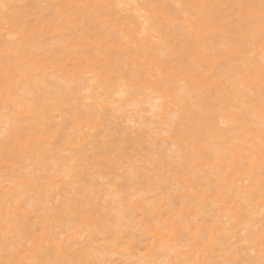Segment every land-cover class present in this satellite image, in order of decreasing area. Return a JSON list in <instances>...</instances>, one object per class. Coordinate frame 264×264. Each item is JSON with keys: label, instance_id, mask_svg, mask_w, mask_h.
Masks as SVG:
<instances>
[{"label": "bare ground", "instance_id": "bare-ground-1", "mask_svg": "<svg viewBox=\"0 0 264 264\" xmlns=\"http://www.w3.org/2000/svg\"><path fill=\"white\" fill-rule=\"evenodd\" d=\"M14 5H23L15 11L23 26L35 33L32 42V54L30 64L38 65L39 82L46 84L45 92L53 95L60 93L62 85L60 81V69L62 63H71L78 66L95 67L100 70L94 74V79L104 82L102 91L104 100L98 101L91 109L95 118L85 117L76 119L77 109L68 106L66 111L56 115L48 113V121L45 123L39 118L25 123L22 127L31 129L40 127L44 131L47 127L55 125L51 134L45 132L46 143L55 144L58 147L71 148L75 151L78 147H84L91 154L93 160H97L96 152L107 143L108 148H115L120 159L135 162L143 160L146 167H154L160 178L155 179L150 187L129 185L125 179L126 173L122 171V165H111L104 161L105 179H111L112 185H120L126 197L137 196L141 202H132L136 209L135 214L125 211L122 216L121 205L113 204L111 200L105 205L104 200L97 202L93 198L97 186L94 185V177L91 170L83 175L80 183L76 185L69 195L60 192L57 197L61 199V205L57 209L55 201L51 199L52 193H46L42 200L39 192L29 194L28 201L24 203L20 212L23 218V236L18 239L17 246L27 248L28 240L40 238L46 242L47 235L56 231L67 233L66 240L72 241V247L64 249L59 256L43 254V259L55 258L60 261L73 259L79 260L83 248L78 247L91 237H97V244L102 248L107 258L120 264L121 260L132 259L140 256L141 249H150L152 243L149 239L155 232L154 225L164 223L160 213H168V223L175 229L177 235L183 234L189 240H195V233L207 230L208 236L219 240L215 251H210L207 256H200V260L221 259L226 256L225 249L232 247V241L237 240L236 247L241 249L238 256L228 258L247 260L259 259V249L249 248L240 240L244 231L246 214L251 211L252 219L259 221L261 201V177L259 168L251 177L245 175L247 169L240 166L242 153L236 151L235 146L225 137L231 136V125L227 118L221 123L223 99L227 97L229 90L225 88L226 80L221 73L225 71L219 65L224 57L219 55L224 50L226 43H230V32L227 26L228 13L224 9L216 13L218 20L213 30L215 35H209L206 43L210 49L207 53H201L198 49L202 46L198 36L188 38L187 34L174 25H170V19H182L170 17L168 11L176 4L199 5L203 3L229 4L235 0H6ZM157 4L161 5L157 18L149 24V35L141 38L139 33L143 31L140 19H126L124 10L115 7L100 10L83 9L73 16H64L63 22H58L46 13H54V9L43 8L44 5H117V4ZM135 11V10H132ZM191 13L194 8L185 9ZM71 19V24L68 23ZM16 21L14 20L13 23ZM155 29L162 35L164 42L156 43L151 32ZM3 28L0 27V34ZM117 32H124L130 36V44L109 43L107 37ZM179 46V47H177ZM182 49V52L180 51ZM2 53V48H0ZM213 53H217L213 55ZM183 57H188L184 65L189 70L180 74L177 81L184 80L187 83L178 89L161 86L159 81H154L153 92H160L162 96L180 95L181 100H165L162 111H153L156 107L157 96L149 98L148 86L143 85L142 79H134L132 74L138 73L141 78L147 79L152 75L150 71L154 65L172 67ZM22 67V71L35 74V69ZM56 69L55 72L47 71ZM5 74V61L0 54V86H2ZM126 81L132 91L120 97L117 92L120 82ZM26 83H28L26 81ZM33 86L36 84L32 80ZM85 90L91 87L94 95L101 93V88L93 80L82 81ZM110 85V86H109ZM144 87L143 93H138L136 88ZM259 89L257 88V93ZM26 99V98H25ZM75 99V97L73 98ZM220 101V103H218ZM151 104V106H150ZM116 109V110H114ZM59 111V109H57ZM86 111L83 107L80 112ZM215 118L211 125L210 116ZM3 104L0 101V207H2L3 178L9 174V170L17 168V165H26V161L20 155L10 156L5 159L3 154ZM169 133L165 135V133ZM62 137V139H61ZM175 139L177 144L185 147V151H194L195 161H188V167L197 168L201 173L200 184L216 195L204 194L198 200H189L194 193L185 191L183 187L173 183L176 175L175 167H167L165 160L175 149L171 141ZM69 140H77L78 144H69ZM55 151V149H52ZM22 155V154H21ZM160 157L159 161L156 157ZM210 157V159H209ZM151 159L152 164L148 161ZM173 164L175 161L173 159ZM229 169L235 171L230 172ZM172 172V176H169ZM221 177H224L221 180ZM68 181H66L67 183ZM183 183L182 180L179 181ZM191 183V182H189ZM50 188V186H49ZM132 188H136L133 192ZM110 189H105V192ZM200 191V185L197 186ZM115 197L117 193L112 192ZM146 200L147 202H143ZM169 201L171 203L169 204ZM209 201V203H205ZM127 201L123 208L127 209ZM235 209V212L229 211ZM35 209V211H33ZM155 213V216L153 215ZM235 223V227L229 224ZM221 228V234L216 235V228ZM107 225L112 233V239L126 249L111 248L108 242L99 239L103 229ZM3 228V214L0 212V233ZM91 230V235H88ZM78 234V236H77ZM159 237V233H156ZM79 237V238H78ZM45 246L46 243H45ZM213 245H209L212 248ZM244 249H248L244 251ZM196 252V249H193ZM253 251L256 256L253 257ZM0 252H2V239H0ZM115 252L113 256L111 253ZM166 255V254H165ZM3 256L0 255V259ZM27 259V256H21ZM195 259V256H194Z\"/></svg>", "mask_w": 264, "mask_h": 264}, {"label": "snow or ice", "instance_id": "snow-or-ice-1", "mask_svg": "<svg viewBox=\"0 0 264 264\" xmlns=\"http://www.w3.org/2000/svg\"><path fill=\"white\" fill-rule=\"evenodd\" d=\"M21 7L24 6L0 0V27L3 28V32L0 34V48H2L0 54L5 61V74L2 86H0V101L3 104V154L5 159L20 155V158L26 161V165H17L16 169L9 170V174L3 178L2 207H0V212L3 214V228L0 233L2 252L0 255L3 258L0 259V264H116V261L108 259L105 251L98 246L97 237H91L84 244L78 245L84 251L79 260L73 259L70 262L55 258H42L43 254L59 256L64 249L71 248L72 241L65 239L67 233L61 234L53 231L48 233L46 242L37 237L27 241L26 249L17 246L18 239L23 236V218L20 212L23 210L24 203L28 201L30 193L35 194L38 191L43 200L46 193L50 191L51 199L55 201V206L58 209L61 199L57 197V194L60 192L74 194L73 190L80 183L83 175L88 174L91 170L94 185L97 186L93 198L97 202L104 200L105 205L109 200L113 204H120L121 209L117 214L122 216L125 211L135 214L136 209L131 204L135 201L138 206L141 198L126 197L120 185L113 186L111 179H105V171H97L105 168L103 162L108 161L111 165H122L121 170L126 173L125 179L128 180L130 186L150 187L155 179L160 178L155 168L146 167L143 160L130 162L131 158L129 160L120 159L118 151L115 148H108L107 143L96 152L95 155L98 159L93 160L91 154L87 153L84 147H78L73 151L71 148L47 144L45 132L51 134L55 125L47 127L44 131H41L40 127L31 129L22 127L25 123L32 122L34 118H39L46 123L49 119L48 113H53L52 119H55L56 115L65 112L68 106L77 109L76 119L95 118L91 109L105 97L102 95L104 82L94 79V74L100 70L99 65L90 67L84 65L83 62H80L78 66L72 65L70 62L67 64L59 62L62 63L60 73L64 77L60 81L61 91L57 95L45 92L47 85L39 82L40 69L38 65L29 63L35 33L23 26L20 18L15 15V11ZM42 7L55 10L54 13H46L45 19L51 16L52 19L61 23L64 16L71 17L83 9L97 11L104 9L106 12L107 9L115 7L124 10L126 19H140L143 31L139 33V36L143 38L149 35V24L157 18L158 10L162 6L121 3L117 5L56 4ZM188 8H194L195 11L191 13L185 11ZM224 9L230 10L227 26L230 37L234 39H231L230 43H226L224 50L219 53L224 57L219 65L220 68L225 69L221 75L223 80L227 81V84L224 85L225 88L229 90L220 109L223 114L221 123L226 117L231 125L232 134L225 139L235 146L236 151L243 154L240 166L247 169L245 175L251 177L255 174L256 168H259L262 201L260 208L262 211L258 222L252 219L254 214L251 211L246 214L244 231L239 238L249 248L258 247L259 259L228 258L238 256L241 252V249L236 247L238 241L233 240L232 247L225 249V257L201 261L200 256H207L210 251H215V246L220 241L209 237L207 230L195 233L194 241L187 239L183 234L177 235L175 229L168 223V213L161 212L160 217L164 223H155V232L149 237L152 247L141 249L140 256L121 260L120 264H264V0H235L229 4H176L172 10L168 11V15L176 18L182 17V19H170L168 23L181 28L188 38L198 36L202 42L198 51L207 53L210 49L207 47L206 41L209 35H215L212 30L218 20L216 13ZM14 20L15 23H13ZM71 22L69 19L68 23L71 24ZM151 35L156 43L164 42L162 35L155 29L152 30ZM107 41L113 44L120 42L128 46L130 36L124 32H117L115 35L108 36ZM180 51L182 52V49ZM216 54L213 53V55ZM188 59V57H183L172 67L154 65L151 69L145 68V71L152 73L147 79L141 78L138 73L132 74L134 79H142L143 85L148 86L149 98L154 95L158 97L153 111H162L165 100L179 102L181 96L186 95V93L172 95L169 92L167 96H162L160 92H153L152 88L154 81H159L161 86L167 85L169 88L179 90L187 83L184 80L177 81V77L189 70L184 66ZM21 66L35 69V74L22 71ZM47 71L55 72L56 69ZM85 79L97 83L101 88V93L94 95L95 90L91 87L85 90L82 84ZM32 80L36 81L34 86L31 83ZM257 88L259 89L258 93ZM131 91L132 89L126 81H121L117 94L123 97ZM136 91L143 93L145 89L138 86ZM74 97L75 99H73ZM82 107L86 111L80 112ZM214 118V114L210 116V125ZM168 134L165 133V135ZM68 143L78 144L79 142L69 140ZM171 144L175 151L165 160V165L176 169V175L172 182L183 187L185 191L194 193L188 197L189 200H198L204 194L214 197L215 192L203 188L200 184L203 173L197 168L188 167V161H195L194 151L186 152V143L185 147H182L177 144L175 139L171 141ZM159 159L160 157L157 156L156 160L159 161ZM173 159L175 164L172 163ZM148 164H152L151 159ZM229 171L235 170L229 169ZM169 176H172V172H169ZM223 179L224 177H221V180ZM180 180L183 181L182 184L179 183ZM66 181L68 182L66 183ZM198 185H200V191H197ZM105 189H110V191L105 192ZM132 191L135 192L136 188H132ZM112 192L117 195L113 197ZM125 201L129 205L127 209L123 208ZM170 203L171 201H169ZM205 203H209V201H205ZM229 211L235 212V209ZM153 215L155 216V213ZM235 223H239V220L229 224V227H235ZM213 227L216 228V235L219 236L222 224L220 227L216 225ZM98 232H103L99 239L108 242L109 247L120 248L122 252L126 251L121 244L112 239V233L107 225L103 229H98ZM156 233H159V237ZM88 235H91V230ZM209 245H213V247L209 248ZM193 249L197 251L194 252ZM247 250L244 249V251ZM111 254L116 255L115 252ZM252 255L255 257L256 252L253 251ZM21 256H27V259H21Z\"/></svg>", "mask_w": 264, "mask_h": 264}]
</instances>
